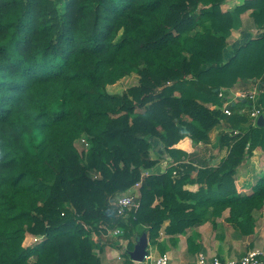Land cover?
<instances>
[{"label":"trees","instance_id":"trees-1","mask_svg":"<svg viewBox=\"0 0 264 264\" xmlns=\"http://www.w3.org/2000/svg\"><path fill=\"white\" fill-rule=\"evenodd\" d=\"M224 2L0 0V264H101V238L116 228L124 238L146 233L162 254L161 230L175 244L225 210L241 236L254 232L264 172L249 192L236 172L264 152V126L233 104L223 114L217 91L259 82L264 116V0ZM246 11L259 33L226 58ZM132 73L135 84L107 90ZM218 125L225 155L216 164L176 146L207 144ZM152 138L170 158L161 172ZM137 183L139 204L125 219L111 199ZM27 234L42 239L24 246ZM187 248L199 246L187 237Z\"/></svg>","mask_w":264,"mask_h":264},{"label":"crops","instance_id":"crops-1","mask_svg":"<svg viewBox=\"0 0 264 264\" xmlns=\"http://www.w3.org/2000/svg\"><path fill=\"white\" fill-rule=\"evenodd\" d=\"M229 1L230 0H225V2L221 6L222 10L231 9L236 4H239L240 1L242 2V0H232V3H229ZM246 14L248 15V12ZM241 18L243 20V14L241 15ZM231 34L233 36H235L236 34L240 35L241 30L232 29ZM234 40L236 39H233L232 43L235 42ZM241 43L242 41L240 40L237 41L235 44H230L228 39V46L224 50L226 58H228L232 54L233 48H235ZM228 49L229 53L227 52ZM233 90H235V88ZM188 143L190 144V140L184 139L180 141L176 146L180 148H183L182 146L188 147ZM209 163L211 164V161H209ZM168 164L169 163L167 162L166 165ZM249 189L240 190L248 192ZM227 215L228 210H225L222 216L216 219V223L214 225L212 224V222L206 221L201 223L200 225L188 229L184 234H179L178 236H176L177 241L175 244L171 243L169 240L170 236L164 234L161 230L159 240L164 241V244L166 246L165 252L169 254L172 263L195 264V255L198 251H204L209 255H218L223 258L232 259L240 257L246 251L251 249L264 250V227H262L261 225L259 226V221L256 220V227L254 233L247 236H241L231 224L225 222L223 217ZM120 235L109 233L103 236L107 239L103 241L105 244L102 245L103 248L102 252L100 253L101 264H127L125 253H128V249H130L128 250L129 252L133 250L134 245L136 244L138 238L141 235L133 234L130 238H124ZM187 237H190L195 243L198 244L199 249L196 252L192 253L188 250ZM147 242V250L149 252H151L153 255L161 254L160 249L157 246L151 244V240L148 238V236ZM131 264L133 263L131 262ZM135 264L144 263L135 262Z\"/></svg>","mask_w":264,"mask_h":264},{"label":"rangeland","instance_id":"rangeland-1","mask_svg":"<svg viewBox=\"0 0 264 264\" xmlns=\"http://www.w3.org/2000/svg\"><path fill=\"white\" fill-rule=\"evenodd\" d=\"M230 2L232 3V0H230L229 3ZM240 3H242V2L240 1ZM247 12H248V15L246 14ZM241 21H242L241 25L238 28L234 29V30H241V34L240 35L236 34L235 36H233L231 34L228 37L230 44H235L237 41H240V40L243 42V41L247 40L248 38L253 37L257 33H259L258 30H255V29H257V27L254 25L252 19L250 18L249 11H246L245 13H243V20L241 18ZM250 24H251V26H250ZM228 39H227V43H228ZM233 39H236V40H234L235 42L232 43ZM227 52L229 53V49L227 50ZM224 57H226L225 54H224ZM136 79H137V76L134 73H132V75L125 77L124 79L118 81L115 85L108 86L107 90L111 93L122 92L128 86L135 84ZM253 84L254 83H237L231 89H234V88H235V90L236 89H249L253 86ZM236 106L244 107L241 103L237 104ZM210 107L216 108L218 106L211 104ZM220 109H221V107H220ZM246 109H248V108H246ZM241 115H245V116L249 117L248 113H245V112ZM223 129H224L223 125H218V126L214 127L209 132L210 140L207 144H203V143H196L195 144V143H192L190 141V144L188 143V147L182 146L183 147L182 149L187 151V152L192 151L194 154H197L198 156H200L202 158H209V159H211L210 160L211 164H216L225 155L224 150L219 151L217 149L219 131H221ZM83 139L85 140V142L81 141L80 139L75 141L76 149L80 155H83L88 150V148L90 146V138L87 137V135H85V136H83ZM152 143H153V150H152L151 155L153 157H158V159H159V162L152 168V170L155 172L164 171L165 167L169 165V164L166 165V163L167 162L170 163V158L162 150L161 144L159 143V141L157 139L152 138ZM93 172L94 171H90L91 176L97 177V173L94 174ZM263 172H264V152L261 149H256L253 151L252 155L249 156L248 158H246L242 162V164L237 168L236 178H237L238 182L237 181L236 182L238 184V188H240V189H249L250 188L251 189L252 185L256 182L258 177ZM138 188H139V183L127 188L123 192H119V193L115 194L113 196V198L111 199V201H113V199H115V197L122 195V194H131V195H134V197L138 198L140 195ZM250 189L248 190V192L250 191ZM256 216H257V219H256ZM225 217L226 216H224L223 218L225 219ZM254 218H255L254 230L256 227V220L260 222L259 226L261 225L262 227H264V206L260 210L255 211ZM206 221H210V220L208 219ZM225 222H227V221H225ZM227 223H229V222H227ZM109 233L110 232H107V234H109ZM107 234H105V235H107ZM182 234H184V233H182ZM90 238L92 239L93 242L97 243L98 238L95 235L92 234V236ZM41 239H42V236L27 234L24 241H23V244H24V246H30V245H33V244L39 242ZM106 239H107L106 237L102 236L101 241H102L103 245L105 244L103 241H105ZM117 242H119V241H117ZM94 252L97 253L98 252L97 249H95Z\"/></svg>","mask_w":264,"mask_h":264},{"label":"built area","instance_id":"built-area-1","mask_svg":"<svg viewBox=\"0 0 264 264\" xmlns=\"http://www.w3.org/2000/svg\"><path fill=\"white\" fill-rule=\"evenodd\" d=\"M261 93V85L259 82H255L249 89H225L219 88L217 95L220 99H223L221 111L223 114L231 115L234 110L230 108V104L235 105V110L239 114L248 113L252 123L256 125V120L259 115H262L261 108L258 105L259 94ZM241 103L244 107L236 106ZM247 105V106H246ZM248 108V109H246ZM81 141L85 140L83 138ZM111 204L115 207L116 213L123 218H127L131 210H136L138 207V198L131 194H122L113 201ZM113 234H121L120 228L108 230ZM144 261V262H143ZM142 263L144 264H173L168 253H162L153 255L151 252L145 255ZM195 264H264V250L251 249L246 251L238 258H223L218 255H209L204 251H198L195 255Z\"/></svg>","mask_w":264,"mask_h":264},{"label":"water","instance_id":"water-1","mask_svg":"<svg viewBox=\"0 0 264 264\" xmlns=\"http://www.w3.org/2000/svg\"><path fill=\"white\" fill-rule=\"evenodd\" d=\"M256 124L258 126H264V116L259 115ZM148 242H147V236L146 233L142 234L136 244L134 245V248L132 251L129 252L130 258L135 262H142L144 260L145 255L148 253L147 250Z\"/></svg>","mask_w":264,"mask_h":264}]
</instances>
